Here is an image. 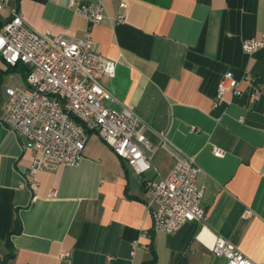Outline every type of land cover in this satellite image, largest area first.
I'll list each match as a JSON object with an SVG mask.
<instances>
[{
  "label": "crops",
  "instance_id": "0c3cea01",
  "mask_svg": "<svg viewBox=\"0 0 264 264\" xmlns=\"http://www.w3.org/2000/svg\"><path fill=\"white\" fill-rule=\"evenodd\" d=\"M3 1L0 25L17 11L40 33L77 39L90 30L97 51L117 61L114 77L102 79L114 97L107 104L140 115L156 151L153 168L138 174L89 131L77 164L29 175L33 153L3 122L6 90L25 85L27 68L0 57L2 264H227L211 250L215 235L264 264V46L242 48L264 37V0H123V10L121 0H102L112 20L95 25L69 0ZM226 71L241 94L226 92L214 106ZM173 153L200 168L206 220L167 233L153 229L144 178L164 176Z\"/></svg>",
  "mask_w": 264,
  "mask_h": 264
},
{
  "label": "built area",
  "instance_id": "2783aa9c",
  "mask_svg": "<svg viewBox=\"0 0 264 264\" xmlns=\"http://www.w3.org/2000/svg\"><path fill=\"white\" fill-rule=\"evenodd\" d=\"M74 13L87 18L91 25L104 19L112 20L102 0L91 4L86 0H69ZM4 1L0 0V10ZM121 0L119 8L125 9ZM122 13L115 17L119 22ZM264 46L260 40L245 39L242 48L252 54ZM0 57L10 66L22 64L27 68L25 85L7 88L3 122L8 129L24 139L23 148L33 153L29 175L52 171L62 164L75 165L82 157L87 133L95 132L112 151L136 173L153 168L156 151L145 136L146 121L127 106L120 109L107 104L114 99L102 83L104 77H114L117 61L99 53L91 31L77 39L40 33L33 29L17 11L0 25ZM251 85L250 99L261 94L254 78L245 75ZM226 92L239 95L238 84L231 71L219 81L213 105ZM162 137L160 146L165 147ZM216 156L224 151L212 148ZM174 163L164 176L144 178V191L149 202L153 229L171 233L190 221L205 224L206 214L201 204L203 187L197 183L199 166L192 158L173 153ZM157 174V171H156ZM32 187L36 182H31ZM54 191L49 192L53 196ZM249 211L243 213L249 215ZM132 243V248L136 247ZM215 255L223 256L227 264H254L227 238L215 235L211 245ZM62 252L61 256H67ZM4 255L0 253V264Z\"/></svg>",
  "mask_w": 264,
  "mask_h": 264
},
{
  "label": "trees",
  "instance_id": "16d2710c",
  "mask_svg": "<svg viewBox=\"0 0 264 264\" xmlns=\"http://www.w3.org/2000/svg\"><path fill=\"white\" fill-rule=\"evenodd\" d=\"M26 74H27V72L25 71V74H24V77L26 78Z\"/></svg>",
  "mask_w": 264,
  "mask_h": 264
}]
</instances>
